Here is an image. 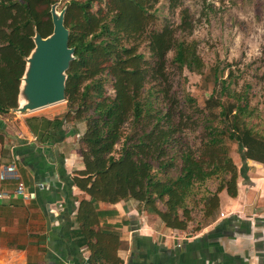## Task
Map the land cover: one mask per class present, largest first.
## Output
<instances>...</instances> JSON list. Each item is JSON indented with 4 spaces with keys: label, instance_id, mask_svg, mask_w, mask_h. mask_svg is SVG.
Wrapping results in <instances>:
<instances>
[{
    "label": "trees",
    "instance_id": "16d2710c",
    "mask_svg": "<svg viewBox=\"0 0 264 264\" xmlns=\"http://www.w3.org/2000/svg\"><path fill=\"white\" fill-rule=\"evenodd\" d=\"M197 1L198 15L207 14L205 0ZM55 2L65 8L75 60L66 72L67 111L49 125L75 122L74 134L82 128L83 168L71 179L85 195L74 209L76 245L91 252L90 264L124 263L114 233L120 223L111 222L119 212L99 205L127 198L172 231L191 227L195 233L214 224L219 194L237 196L241 172L231 147L264 165V131L253 122L257 109L243 77L250 63L216 59L207 65L191 39L197 20L186 0H0V117L19 105L32 38L52 32ZM260 53L263 68L255 77L264 82V44ZM184 72L197 75L203 89L210 84L201 105L189 93L172 92L173 80L184 81ZM7 136L0 118L2 159L9 156L1 145ZM189 137L197 144L190 145Z\"/></svg>",
    "mask_w": 264,
    "mask_h": 264
},
{
    "label": "crops",
    "instance_id": "0c3cea01",
    "mask_svg": "<svg viewBox=\"0 0 264 264\" xmlns=\"http://www.w3.org/2000/svg\"><path fill=\"white\" fill-rule=\"evenodd\" d=\"M30 125L23 120L22 136H10L16 143L10 145L9 156L0 157V171L14 164L30 197L23 201L10 194L0 199V264H90L91 252L79 248L71 236L78 201L85 197L71 180L83 168L77 140L82 128L72 140L71 129L62 125L44 131L32 124L33 131ZM248 164L240 169L237 196L219 194L223 216L181 243L172 244L169 238L185 231L166 228L153 213L151 225L139 226L126 219L123 201L100 204L119 212L111 222L120 223L114 233L121 243L122 264H264V165ZM16 183L14 178L0 182V193L12 191ZM207 232L214 236L207 237Z\"/></svg>",
    "mask_w": 264,
    "mask_h": 264
},
{
    "label": "rangeland",
    "instance_id": "374dc122",
    "mask_svg": "<svg viewBox=\"0 0 264 264\" xmlns=\"http://www.w3.org/2000/svg\"><path fill=\"white\" fill-rule=\"evenodd\" d=\"M205 2L209 7V11L207 14L199 16L200 2L197 0H186L185 5L189 6L191 13L197 20V25L193 30L191 39L198 42V52L207 65L212 64L216 59L232 64L237 63L238 66L250 63L252 67L249 68L247 73L243 74V77L251 84V105L256 106L257 109V117L253 122L261 131H264V82L257 80L255 77V74L258 76L263 68L260 51L264 44V0H205ZM61 9H63V5L57 7V11ZM161 12L167 15L164 7H162ZM174 20L177 21L178 18L174 16ZM258 66L262 67L260 71L256 70ZM182 75L186 76L184 81L179 77L173 80L172 92L177 95H181V92L189 93L201 105L205 93L210 88V84L207 85L206 89H203L197 75H189L185 72ZM66 106V101H64L58 104L47 105L44 108L31 112L19 113L11 110L5 116H1V120L5 123V132L8 135L5 142L1 144L3 146V155H7L10 152L8 149L10 145L16 143L15 139H11V137L22 134L20 129L24 119L31 118L30 124L42 126L41 130L44 131L45 126L48 127L51 124L49 119L56 120L63 118L67 111ZM35 125L32 126L36 129ZM74 126L75 122L62 123V127L66 128L65 130H72ZM26 136L28 135L25 134ZM69 137H73L72 140H76L77 134L73 133ZM189 139H191L189 141L190 145H193V142L195 145L197 144V141L193 140L192 137H189ZM235 147H231L230 157L240 171L242 166H249V158L244 156L242 149L237 151ZM252 162L254 163V161ZM214 184L213 182L211 187ZM220 195L224 196L223 193ZM123 203V209L127 213L125 217L128 221L137 222L139 226L152 224L151 212H140L135 202L130 198L124 199ZM128 212H132L134 217L129 216ZM219 217H221L220 213ZM199 218L200 214L195 212L194 219L198 220ZM209 226H212V224ZM192 233L191 227H189L187 231L179 235H171L169 239L173 241L172 244L181 243L183 238L190 237ZM226 242L224 241V243Z\"/></svg>",
    "mask_w": 264,
    "mask_h": 264
},
{
    "label": "water",
    "instance_id": "95a60500",
    "mask_svg": "<svg viewBox=\"0 0 264 264\" xmlns=\"http://www.w3.org/2000/svg\"><path fill=\"white\" fill-rule=\"evenodd\" d=\"M59 5L60 2H55L50 7L52 32L44 38L35 32L32 38L34 48L26 59L19 85V107L13 111L31 112L66 101V72L75 56L74 49L68 46L65 8L57 11Z\"/></svg>",
    "mask_w": 264,
    "mask_h": 264
},
{
    "label": "built area",
    "instance_id": "2783aa9c",
    "mask_svg": "<svg viewBox=\"0 0 264 264\" xmlns=\"http://www.w3.org/2000/svg\"><path fill=\"white\" fill-rule=\"evenodd\" d=\"M10 178H14L17 183L15 184V187L12 191H9L7 193H0V199L7 198L10 196V194H15L16 197L22 199L23 201H28L30 199L29 194L26 191V187L24 185V182L19 180L17 175L15 174V166L7 165L5 170L0 171V182H5L6 180H9ZM223 216V214H220Z\"/></svg>",
    "mask_w": 264,
    "mask_h": 264
},
{
    "label": "bare ground",
    "instance_id": "6f19581e",
    "mask_svg": "<svg viewBox=\"0 0 264 264\" xmlns=\"http://www.w3.org/2000/svg\"><path fill=\"white\" fill-rule=\"evenodd\" d=\"M22 103V102H21ZM25 102L23 101V103L22 104H24Z\"/></svg>",
    "mask_w": 264,
    "mask_h": 264
}]
</instances>
